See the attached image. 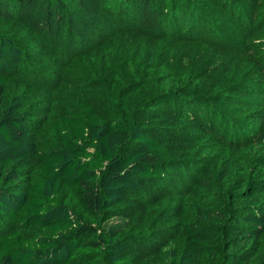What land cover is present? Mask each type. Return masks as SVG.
Listing matches in <instances>:
<instances>
[{
	"label": "trees",
	"instance_id": "trees-1",
	"mask_svg": "<svg viewBox=\"0 0 264 264\" xmlns=\"http://www.w3.org/2000/svg\"><path fill=\"white\" fill-rule=\"evenodd\" d=\"M240 1L0 0V264H264V124L254 157L232 179L228 167L194 169L180 210L182 239L143 251L150 238L123 212L136 197L178 183L186 165L168 155L175 129L161 122L174 114L182 124L189 112L217 114L218 103L199 100L198 80L153 77L150 68L138 73L128 59L123 73L105 50L89 57L98 54L110 71L108 107L80 95L74 109L37 122L26 85L9 96L17 71L33 70L28 57L45 47L70 56L107 12L126 14L130 6L138 28L157 32L178 24L176 34L195 40L207 8L239 20ZM259 2L256 22L264 34Z\"/></svg>",
	"mask_w": 264,
	"mask_h": 264
},
{
	"label": "rangeland",
	"instance_id": "rangeland-1",
	"mask_svg": "<svg viewBox=\"0 0 264 264\" xmlns=\"http://www.w3.org/2000/svg\"><path fill=\"white\" fill-rule=\"evenodd\" d=\"M259 3L241 0V19L230 21H225L227 12L207 8V23L196 29L195 40L176 34L180 32V27L175 29L178 24L171 26L172 30H142L130 18L134 9L126 6V14L115 10L105 13L102 22L82 41H75L70 56H61L60 48L45 47L28 57L33 69L30 73L19 69L12 77L9 96L24 93L26 85L29 114H38L37 122L61 113L65 107L74 109L80 95L108 107L105 93L110 88V71L98 54L97 60L89 57L105 50L123 73L128 59L140 69L138 73L150 68L153 77H177L182 83L190 76L198 80L200 101L220 105L217 114H223V121L213 110L200 115L189 112L186 124L175 114L162 119V125L175 129L168 136V155L186 166L179 167L178 183L136 197L132 206L123 209L135 229L150 238L151 246L141 248L143 251L150 248L149 253H155L167 241L183 238L180 210L184 195L192 188L194 169L228 167L232 179L237 169L254 157L252 146L264 124V34L256 22ZM45 71L53 72L51 77L46 78ZM240 105L249 107L240 109ZM49 146L50 142L46 148ZM136 255L143 256L142 252Z\"/></svg>",
	"mask_w": 264,
	"mask_h": 264
}]
</instances>
